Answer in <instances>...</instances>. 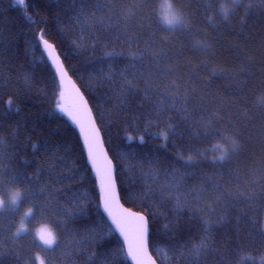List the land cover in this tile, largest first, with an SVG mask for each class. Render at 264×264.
<instances>
[{
  "label": "trees",
  "instance_id": "1",
  "mask_svg": "<svg viewBox=\"0 0 264 264\" xmlns=\"http://www.w3.org/2000/svg\"><path fill=\"white\" fill-rule=\"evenodd\" d=\"M159 2L0 0V196L23 193L0 212V264H34L37 254L45 264H130L78 132L57 108L41 35L90 107L122 205L146 217L157 264L264 255V3L173 0L186 23L168 30ZM224 137L239 150L220 161L213 149ZM45 223L58 240L47 251L34 238Z\"/></svg>",
  "mask_w": 264,
  "mask_h": 264
},
{
  "label": "snow or ice",
  "instance_id": "2",
  "mask_svg": "<svg viewBox=\"0 0 264 264\" xmlns=\"http://www.w3.org/2000/svg\"><path fill=\"white\" fill-rule=\"evenodd\" d=\"M25 0H17V6H23ZM242 0H232L234 6L240 5ZM264 3V0H260ZM226 19L229 16V10L225 9ZM185 25H181L183 27ZM41 41L45 46V50L49 52V57L53 64L57 65V74L59 75V96L61 101H67L65 103H57V108L64 113L68 119L74 124L80 131V135L83 138V143L87 149L88 160L95 171L96 177L99 181L100 199L104 213L107 214L108 219L111 221L109 231H118L120 236L123 237L125 244L127 245V256L131 257L135 264H155V261L151 259L148 253V227L147 220L139 213L132 212L127 208H124L120 202L116 193L115 181L112 175V162L107 158L106 153L103 151L102 143L99 139V130L95 127L94 121L90 116V109L87 106V101L81 94L80 89L75 86L68 77V73L63 68L62 63L59 62L58 56H52V52L55 51L53 46L47 39L41 35ZM71 85L72 91L67 92L66 85ZM11 103V102H9ZM164 139L167 140V133H162ZM129 141L133 139L131 135L127 137ZM141 143L143 137L140 138ZM227 142L225 144L215 145L213 151L219 150L218 159L224 161L228 158L231 152L239 150L237 140L224 137ZM191 161L192 157L188 158ZM23 197V193H22ZM3 196H0V212L5 209ZM16 206H12L13 210ZM33 215V209L29 208V212L21 219L22 223ZM207 223V222H205ZM45 226L39 233L35 234V239L44 246V250L53 249L58 245L57 235L53 230V227L49 224H43ZM114 226V227H113ZM28 229L17 228V236H21L27 232ZM207 246L206 241H202L199 245L194 246L193 251L190 253L192 258H198L201 249ZM36 261L38 257H35ZM42 264H45L43 260Z\"/></svg>",
  "mask_w": 264,
  "mask_h": 264
},
{
  "label": "clouds",
  "instance_id": "3",
  "mask_svg": "<svg viewBox=\"0 0 264 264\" xmlns=\"http://www.w3.org/2000/svg\"><path fill=\"white\" fill-rule=\"evenodd\" d=\"M225 9L229 7L222 3L219 7V11L221 16L226 19ZM158 19L161 25L168 30H175L177 27H181V25H185V18L183 13L175 6L173 0H160L158 4L157 10ZM199 41H196V45H199ZM22 199V192L19 189H12L8 193L7 203L10 206H18ZM29 212V209H26L24 212V216ZM45 226H39L35 229V234L39 233ZM19 229H27L26 223H22L21 221L18 224ZM38 264H42L43 258L37 254ZM240 264H245L246 261L251 260V255L247 253H242L239 257ZM256 264H264V255L256 258Z\"/></svg>",
  "mask_w": 264,
  "mask_h": 264
},
{
  "label": "water",
  "instance_id": "4",
  "mask_svg": "<svg viewBox=\"0 0 264 264\" xmlns=\"http://www.w3.org/2000/svg\"><path fill=\"white\" fill-rule=\"evenodd\" d=\"M41 44H42L43 51H44V53H45L46 59H47V61L49 62V64L51 65V67H52V69H53V71H54V73H55V76H56V79H57L58 85H59L60 81H59V75L57 74V65L52 63V61H51V59H50V57H49V52L45 50V46H44V44H43L42 41H41ZM53 48H54V47H53ZM54 49H55V48H54ZM52 56H58L56 50H55L54 52H52ZM58 57H59V56H58ZM58 63H62L60 58H59V62H58ZM63 68H64V67H63ZM64 70H65V68H64ZM68 77L70 78L69 74H68ZM70 80H71V82H72L73 84H75L71 78H70ZM75 86H76V84H75ZM76 87H77V86H76ZM77 88H78V87H77ZM66 89H67V92L70 93V92L72 91V89H71V85H70V84H69V85H66ZM80 92H81V91H80ZM81 94H82V93H81ZM82 95H83V94H82ZM85 100H86V99H85ZM65 102H67V101H62V103H65ZM87 106H88V108L90 109L88 103H87ZM90 116H91V119L94 121L95 127L98 129V127H97V125H96V122H95V120H94V117H93V114H92L91 110H90ZM73 125H74V124H73ZM74 127L76 128V130H77V132H78V135H79V137H80V139H81V141H82V143H83V138H82V136L80 135V131H79V129H78L75 125H74ZM98 130H99V129H98ZM99 139H100V141H101V143H102L104 153H106L107 158H108L109 160H111V159L109 158V156H108V153H107V151H106V148L104 147V144H103V140H102V137H101L100 131H99ZM83 147H84L85 153H86V155H87V149H86L84 143H83ZM87 158H88V156H87ZM88 161H89V160H88ZM111 162H112V161H111ZM89 163H90V162H89ZM90 166H91V164H90ZM91 168H92V166H91ZM112 170H113V171H112L113 179H114V181H115L116 193H117V196H118V198H119V193H118L117 184H116V180H115V167H114V165H113V162H112ZM92 171H93V173H94V175H95V177H96V174H95V171H94L93 168H92ZM96 179H97V177H96ZM97 182H98V185H99V181H98V179H97ZM99 191H100V188H99ZM119 202H120V204L122 205V203H121V201H120V198H119ZM122 206H123V205H122ZM123 207L126 208L125 206H123ZM130 211H131V210H130ZM132 212H133V211H132ZM105 214H106V213H105ZM141 215H142V214H141ZM106 216H107V214H106ZM143 216H144V215H143ZM144 217H145V216H144ZM107 218H108V217H107ZM145 219H146V217H145ZM146 220H147V219H146ZM110 222H111V221H110ZM147 227H148V222H147ZM121 237H122V236H121ZM122 238H123V237H122ZM148 239H149V227H148ZM123 241H124V239H123ZM124 243H125V242H124ZM125 247H126V251L128 252V249H127V245H126V244H125ZM148 253H149V256L151 257V259H152L153 261H155L154 258H153L152 255H151V253H150L149 245H148ZM127 259H128V261H129L130 264H135V261H133V260L131 259V257H128V256H127ZM155 264H157V263L155 262Z\"/></svg>",
  "mask_w": 264,
  "mask_h": 264
},
{
  "label": "rangeland",
  "instance_id": "5",
  "mask_svg": "<svg viewBox=\"0 0 264 264\" xmlns=\"http://www.w3.org/2000/svg\"><path fill=\"white\" fill-rule=\"evenodd\" d=\"M9 193V192H8ZM8 193L3 197L5 201H7V197H8ZM17 207V206H16ZM15 207V208H16ZM4 210H13L12 206L8 205L7 203H5V209ZM24 212L25 210H23L20 215H19V222L21 221V219L24 217ZM28 219V218H27ZM26 219V220H27ZM26 220H25V223H26ZM18 222V224H19ZM18 228V227H17ZM17 232V231H16ZM34 235H35V231H34ZM39 246H41L42 248H44V246L42 244H40V242L37 240ZM36 257V256H35ZM35 257L33 258V263L34 264H38V261H36Z\"/></svg>",
  "mask_w": 264,
  "mask_h": 264
}]
</instances>
